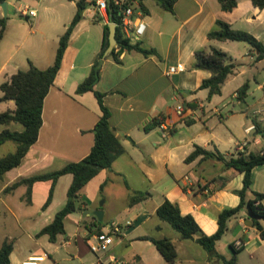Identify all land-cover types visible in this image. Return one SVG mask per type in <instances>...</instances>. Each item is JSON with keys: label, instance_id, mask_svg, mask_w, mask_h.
<instances>
[{"label": "crops", "instance_id": "obj_1", "mask_svg": "<svg viewBox=\"0 0 264 264\" xmlns=\"http://www.w3.org/2000/svg\"><path fill=\"white\" fill-rule=\"evenodd\" d=\"M55 1L49 0L47 5L45 0H29L23 8L14 7L19 18L4 17L0 85L17 71L27 70L29 63L39 70L53 64L58 39L75 14L77 0H67L58 7ZM122 1L139 12L145 24L143 35L131 43L153 49L156 55L145 57L124 51L117 55V62L109 55L98 59L103 26L109 22L86 7L72 30L60 68L43 100L42 124L35 143L17 167L0 177V246L4 240L11 241L9 264H21L42 254L46 257L37 264H47L48 260L52 264H165L152 243L164 238L174 245V264H222L210 258L193 240L180 239L155 212L166 199L182 215H191L200 231L209 236L217 229L218 214L238 205L239 198L233 191L241 188L242 174L223 169L217 160L200 157L190 163L184 160L195 146L210 152L216 150L226 157L236 154L240 146L244 152L264 151V137L245 133L252 120L263 127L262 113L256 105L262 104L264 93V59L257 61L256 53L244 42L206 37L215 21L221 20L233 30L251 34L264 46V8L254 7L250 0H236V7L224 13L217 0H176L170 13L153 0ZM4 2L8 11L9 1ZM24 8L33 10L35 16H23ZM42 11L48 12L43 22L38 20ZM210 48L226 54L227 62L234 65V73L223 83L219 95L207 98V90L199 89V85L210 73L192 66L194 52ZM100 60V77L94 91L104 95L110 127L124 153L110 169L99 171L82 188L76 209L80 215L75 211L68 214L63 221L64 233L50 242L46 235H36L65 204L71 176L64 175L56 181L52 200L45 209L42 205L50 182L34 183L29 202L25 200V185L10 187L22 179L78 162L89 153L93 145L92 129L99 117L98 105L91 92L77 95L75 89ZM170 68H174L172 73ZM247 75L251 76V80H245L249 85L247 95L251 84L252 91L260 92L258 102L250 105L245 103L246 97L237 100L235 94ZM227 88L231 92L229 99L223 98ZM1 105L5 109H0V113L14 109L12 101H0V108ZM176 106L182 108L180 114L175 113ZM152 119L170 125V135L163 138L159 127L144 131L143 127ZM3 130L21 132L23 127L10 123L0 125V133ZM15 149L12 141L0 144V159ZM109 186L111 193L97 206L98 192ZM118 190L121 196L117 195ZM133 193L139 194L141 200L129 205ZM253 193L264 195V166L252 170L246 199L252 200ZM260 204L264 209V199ZM88 207L93 212L102 211L101 224L86 211ZM85 211L90 219L81 229L79 223ZM112 223L119 228L112 244L103 252L91 253L88 243L94 241L93 235L107 231ZM258 223L264 231V218L258 219ZM230 244L237 251V264H264V239L252 226L246 208L227 221L226 232L215 243V250L228 259L232 256Z\"/></svg>", "mask_w": 264, "mask_h": 264}, {"label": "trees", "instance_id": "obj_2", "mask_svg": "<svg viewBox=\"0 0 264 264\" xmlns=\"http://www.w3.org/2000/svg\"><path fill=\"white\" fill-rule=\"evenodd\" d=\"M2 2H4V0H0V3ZM153 2L161 9L171 13L176 0H153ZM217 2L220 10L224 13L231 12L236 7V0H217ZM250 2L254 7L260 10L264 8V0H250ZM75 5V14L64 33L58 39L53 64L44 70H39L29 63L27 70L17 71L15 74L11 75L7 81L0 85V91L2 93L0 101H12L14 104V109L12 111L0 113V125L17 123L23 127L21 132L3 130L0 133V144L5 141H12L16 144V149L13 153L7 154L0 159V177L6 171L17 167L20 164L29 147L34 144L37 139L38 131L42 124L41 112L43 100L52 86L53 80L60 68L62 56L68 45L72 30L82 18V14L88 6V3L86 0H77ZM127 6H130L129 3L123 2L121 8ZM139 8L140 10H143L141 3H139ZM106 10L108 22L116 25V45L108 54L114 59V61L117 62V55L124 51H134L145 57L156 55L153 49H144L140 47L139 43L132 44L128 39L123 37L118 27L120 19L119 7L114 5L113 0H107ZM5 21V18H0V40L4 35ZM107 35L108 26L104 25L98 59L102 57L103 52L107 47ZM206 37L209 40L244 42L250 47L251 51L256 53L255 59L257 61L264 59V46L261 42L257 41L247 32L233 30L229 24L221 20L215 21L214 27L207 32ZM193 56L194 64L192 67L210 73L208 78L201 81L199 89L207 90V98H210L213 95H219L223 83L234 73V65L227 62L228 58L225 53L214 48L197 50L194 52ZM97 64L98 62L91 67L88 75L75 89V94L77 95L91 92L98 105L99 117L92 129L93 145L89 153L78 162L68 163L62 168L50 173L22 179L10 187L11 189L19 185H25V200L26 202H29L31 187L34 183L43 181L50 182L46 200L42 205V209H45L52 200L56 181L61 176H71V182L66 191L65 204L54 214L51 222L44 226L36 235H46L50 242H55L56 237L64 233V218L79 208L77 202L82 188L94 176H96L99 171L110 169L114 160L124 153V149L120 144L119 139L110 127V112L103 104L104 95L94 91V86L99 81L100 77ZM248 88V82L245 81L235 91L236 99L244 100L247 96ZM161 124L162 121L160 119H152L143 127V130L149 131L153 128L159 127ZM252 124L255 126L253 134L264 137V129H262L261 124L255 120H252ZM198 157H200V160H217L222 164L223 169H232L242 174L241 188L233 191V193L239 198L238 205L234 208L224 209L218 214L217 229L209 236L204 235L200 231L197 223L191 215H182L178 207L166 199H164L157 207L155 214L159 220L167 223L172 230L177 232L180 239L193 240L209 255L210 258H214L222 264H237V251L233 245L230 244L232 256L225 259L216 252L215 243L225 234L227 221L230 218L237 216L243 208L247 209L252 226L260 232L261 239H264V231L258 223V219L264 218V209L260 204L264 199V195L253 193L252 200L246 199L247 194L250 193L252 170L258 166H264V151L258 153L244 151L236 152V154L226 157L216 150L210 152L195 146L194 150L184 161L185 163H190ZM140 200L141 196L133 193L129 196L128 203L129 205H133ZM256 202H258V204H255ZM98 224L101 223L98 222ZM152 243L163 258L165 264L175 263L176 252L171 240L164 238L152 240ZM11 251V241L4 240L0 246V264H9V255Z\"/></svg>", "mask_w": 264, "mask_h": 264}, {"label": "built area", "instance_id": "obj_3", "mask_svg": "<svg viewBox=\"0 0 264 264\" xmlns=\"http://www.w3.org/2000/svg\"><path fill=\"white\" fill-rule=\"evenodd\" d=\"M88 3V7L93 9L96 13L101 15L104 19L108 20L107 15V0H86ZM124 1L122 0H113L114 5L119 7V14L120 19L118 23V27L126 39L131 41H137L144 33L145 31V24L140 19V13L134 11L131 6H127L125 8H121ZM21 14L23 16L27 17H34L35 12L33 10H29L28 8H24L21 10ZM115 25V24H114ZM116 27V25H115ZM174 71V68H170L169 72L172 73ZM261 103H262V129H264V93L261 97ZM182 111V108L180 106H176L175 113L180 114ZM161 135L163 138L167 137L171 133V127L170 125H166L162 123L160 126ZM255 126L251 124L246 130L245 133L254 132ZM260 136V135H259ZM237 152H243V147L240 146L237 150ZM119 233V228L115 224H110L107 231L103 232H97L93 235V242L88 243V249L91 253H100L105 251L108 246L112 244L113 236L117 235ZM46 257V254H42L40 257H30L25 262H22L21 264H37L40 262L43 258Z\"/></svg>", "mask_w": 264, "mask_h": 264}, {"label": "rangeland", "instance_id": "obj_4", "mask_svg": "<svg viewBox=\"0 0 264 264\" xmlns=\"http://www.w3.org/2000/svg\"><path fill=\"white\" fill-rule=\"evenodd\" d=\"M6 1H9V6H8V11H6V13L5 14H3V12H2V10L0 9V18H4V17H8L9 18V16H11V15H15L17 18H19V16L16 14V11H15V9H14V7H16V6H19V5H21V7L23 8L24 7V5H26V4H28L29 3V0H6ZM46 1V3H47V5H48V1L49 0H45ZM67 0H56L55 1V6H59L60 4H62V3H65ZM47 16H48V12H39L38 13V20H42V22H43V20H44V18L45 19H47ZM23 20H25V19H23ZM28 22V21H27ZM30 22V21H29ZM253 75H255V74H253ZM247 78H249L250 80H251V76H249V75H247V76H244L243 78H242V82L244 81L245 82V80L247 79ZM242 82H241V84H242ZM234 84H236V82L235 83H233L232 85H230L229 87L230 88H232L233 86H234ZM240 84V85H241ZM254 87V85L253 84H251V89L249 90V92H248V94L249 95H247L246 96V98H245V103L246 104H248V105H250V104H253V103H256V102H258V97H259V94H260V92H256V91H252V88ZM227 91H225L227 94H226V96H224L223 98H227V99H229V97H228V95H229V93H231V92H229V89L227 88L226 89ZM252 91V92H251ZM224 92V93H225ZM226 100V99H225ZM234 102H235V100H234ZM236 103V102H235ZM256 107H257V109L258 110H262V104H258V105H256ZM230 108H231V106H230ZM1 110L2 109H5L4 108V106L3 105H1V108H0ZM116 166H117V163H116V165H115V167L114 168H116ZM114 183H116V181H114ZM110 186H112V187H114L115 185H110ZM110 186L108 187V188H106V189H104L102 192H101V190L98 192V198H97V200H96V202H95V204L97 205V206H99V204L101 203V202H103V199H104V197H106L107 195H109L111 192L109 191L110 190ZM114 189H116L115 187H114ZM117 195L118 196H121V191L120 190H118V193H117ZM88 213H93V210H92V208L91 207H88V209L86 210ZM82 212V221L79 223L80 224V227H81V229H83V224L88 220V219H90V218H87L86 217V213L87 212ZM76 212V214H79L80 215V213L78 212V210H76L75 211ZM90 217V216H89ZM72 229H74V225L72 224ZM47 264H52V262H51V260H48L47 261Z\"/></svg>", "mask_w": 264, "mask_h": 264}, {"label": "water", "instance_id": "obj_5", "mask_svg": "<svg viewBox=\"0 0 264 264\" xmlns=\"http://www.w3.org/2000/svg\"><path fill=\"white\" fill-rule=\"evenodd\" d=\"M0 9L2 10L3 14L6 13V4L5 2L0 3ZM108 35H107V47L103 52L102 59L105 58L115 47L116 45V38H115V32L116 27L114 24L109 23L108 25ZM101 64V60L98 62L97 67ZM103 202L99 204V206L102 205ZM93 217L98 221H102V211L96 210L92 213Z\"/></svg>", "mask_w": 264, "mask_h": 264}]
</instances>
